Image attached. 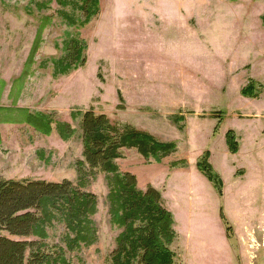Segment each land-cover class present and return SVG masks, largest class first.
I'll return each instance as SVG.
<instances>
[{"label": "rangeland", "instance_id": "1", "mask_svg": "<svg viewBox=\"0 0 264 264\" xmlns=\"http://www.w3.org/2000/svg\"><path fill=\"white\" fill-rule=\"evenodd\" d=\"M64 13L84 15L57 0H0V177L77 185L83 145L71 114L92 108L175 143L161 163L135 149L117 160L138 188L154 184L165 195L173 264H264V0H99L82 26ZM65 33L86 47L81 64L61 74L53 63L66 55ZM248 79L259 85L257 98L240 92ZM39 112L75 133L64 140L54 121L46 134L23 120ZM227 130L237 137L234 154ZM204 151L221 196L196 167ZM107 178L98 171L80 188L97 198L95 244L66 251L64 225L46 229V245L64 248L70 264H110L121 230L109 219Z\"/></svg>", "mask_w": 264, "mask_h": 264}, {"label": "trees", "instance_id": "2", "mask_svg": "<svg viewBox=\"0 0 264 264\" xmlns=\"http://www.w3.org/2000/svg\"><path fill=\"white\" fill-rule=\"evenodd\" d=\"M62 6L76 7L83 11V17L72 18L63 14L70 25L82 26L98 11L99 0H57ZM46 2L36 3L38 7ZM264 23V15L261 17ZM65 54L53 63L61 74L78 67L83 61L85 41L78 34L65 33L62 41ZM258 83L248 79L241 89L244 97L257 98ZM120 97V94L118 96ZM80 118L83 160L76 162L78 183L64 179L60 182L45 180H14L0 177V264H70L62 247L51 251L44 242L48 238L47 228L56 223L63 224L65 234L63 245L66 251H76L97 242V228L93 215L97 211V198L93 193L80 190L89 177L98 171L108 176L110 222L121 230L116 239V248L110 254V264H173L175 253L171 245L176 238L174 216L164 206L162 193L153 186L146 191L137 187V179L130 172L121 173L117 160L124 149H135L145 160L162 159L176 151L173 142H163L129 123L116 122L106 114H97L92 108L71 114ZM183 116L174 121L183 120ZM23 120L42 133L51 130L53 122L47 113L24 114ZM59 136L67 140L75 129L67 122L54 121ZM235 132L227 130L225 142L230 153L238 151ZM43 155V151H39ZM209 151H204L196 167L205 175L219 196L223 182L209 162ZM175 161L171 167L184 165ZM224 223V216L222 215ZM228 224V223H227ZM228 226V225H227ZM230 230V226L227 227ZM37 237L38 241L20 238ZM19 238V239H16ZM51 251V252H50Z\"/></svg>", "mask_w": 264, "mask_h": 264}, {"label": "crops", "instance_id": "3", "mask_svg": "<svg viewBox=\"0 0 264 264\" xmlns=\"http://www.w3.org/2000/svg\"><path fill=\"white\" fill-rule=\"evenodd\" d=\"M152 186H153L154 188H157L154 184H152ZM162 195H163V194H162ZM163 198L166 199L165 195H163Z\"/></svg>", "mask_w": 264, "mask_h": 264}]
</instances>
